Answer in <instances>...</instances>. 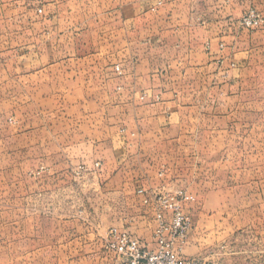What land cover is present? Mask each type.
<instances>
[{"label":"crops","instance_id":"obj_1","mask_svg":"<svg viewBox=\"0 0 264 264\" xmlns=\"http://www.w3.org/2000/svg\"><path fill=\"white\" fill-rule=\"evenodd\" d=\"M36 5L0 0V52L24 53L0 61V81L15 98L56 101L73 129L71 143L41 139L42 149L57 142L56 152L41 155L43 170L83 164L90 172L81 180L96 189L119 178L111 192L122 211L136 212L122 217L125 229L137 227L132 236L152 243L154 208L137 192L191 180L192 150L225 147L226 119L246 96L257 101L264 92V0H41V13ZM249 8L261 16L258 29L237 23ZM192 185L185 193L193 201L181 203L186 214L206 207ZM199 224L191 223L185 255H206L208 229Z\"/></svg>","mask_w":264,"mask_h":264},{"label":"rangeland","instance_id":"obj_2","mask_svg":"<svg viewBox=\"0 0 264 264\" xmlns=\"http://www.w3.org/2000/svg\"><path fill=\"white\" fill-rule=\"evenodd\" d=\"M34 2L38 12L41 0ZM23 57L0 52V61ZM0 88V264H125L112 247L110 233L128 232L136 239L137 227L130 229L133 236L125 229L122 217L135 218L136 212L122 211L120 196L111 192L121 187V180L102 182L101 189L87 186L81 180L90 172L87 166L75 176L83 164L47 174L41 155L56 152L57 142L42 149L41 139L60 140V145L74 142L73 129L60 117L64 112H58L56 101L9 95V83L0 81ZM245 88L252 89L249 83ZM248 96L237 115L226 119L230 128L224 133L225 147L193 149L194 177L183 179V188L167 191L185 192L193 182L191 190L199 194L200 203L206 202L203 211L185 213L191 223L208 229L202 240L206 255L192 257L183 249L188 259L206 264L208 256L212 263L264 264V92L257 101L250 102ZM61 157L67 159L64 152ZM134 186L135 180L130 181V191ZM105 203L112 210L104 211ZM138 241L149 249L154 246Z\"/></svg>","mask_w":264,"mask_h":264},{"label":"built area","instance_id":"obj_3","mask_svg":"<svg viewBox=\"0 0 264 264\" xmlns=\"http://www.w3.org/2000/svg\"><path fill=\"white\" fill-rule=\"evenodd\" d=\"M38 13H41V9H38ZM238 24L241 28L254 30L262 25V19L254 9H248L240 17ZM116 72L120 74L117 67ZM98 167V164L94 165L95 169ZM87 170L85 165H80L75 171V176L80 177ZM137 193L144 197V204L153 203L154 246L151 249L143 247L138 240L131 238L127 233L112 231L110 233L114 237L112 247L118 255L124 257L125 264H200V261L188 259L183 255L191 221L183 212L181 203L191 202L193 197L182 190L170 192L139 190Z\"/></svg>","mask_w":264,"mask_h":264}]
</instances>
